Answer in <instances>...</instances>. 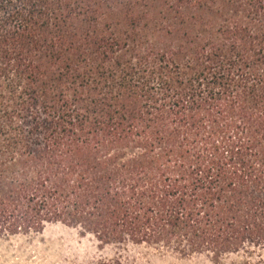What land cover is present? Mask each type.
<instances>
[{
  "label": "trees",
  "instance_id": "1",
  "mask_svg": "<svg viewBox=\"0 0 264 264\" xmlns=\"http://www.w3.org/2000/svg\"><path fill=\"white\" fill-rule=\"evenodd\" d=\"M57 223L264 243V0H0V239Z\"/></svg>",
  "mask_w": 264,
  "mask_h": 264
},
{
  "label": "rangeland",
  "instance_id": "2",
  "mask_svg": "<svg viewBox=\"0 0 264 264\" xmlns=\"http://www.w3.org/2000/svg\"><path fill=\"white\" fill-rule=\"evenodd\" d=\"M0 264H264V243L221 256H181L147 244L102 245L91 234L60 223L38 233L0 239Z\"/></svg>",
  "mask_w": 264,
  "mask_h": 264
}]
</instances>
